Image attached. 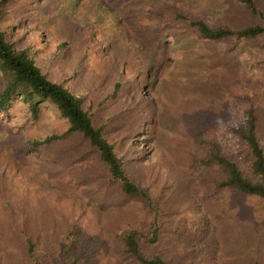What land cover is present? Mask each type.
I'll use <instances>...</instances> for the list:
<instances>
[{
    "label": "rangeland",
    "instance_id": "rangeland-1",
    "mask_svg": "<svg viewBox=\"0 0 264 264\" xmlns=\"http://www.w3.org/2000/svg\"><path fill=\"white\" fill-rule=\"evenodd\" d=\"M161 1L18 0L0 20V28L10 31L16 22L12 28L15 36L23 35L21 43L31 44L45 69L75 93L105 96L118 81L112 108L119 118L123 108L140 118L133 141V165L156 164L160 181L165 179L168 185L165 195L171 193L172 186L182 184L174 221L213 210L225 228V239L211 264H247L253 255L264 264L263 202L253 197L230 201L227 191H214L199 177L205 172L214 177L210 166L189 163L182 167L173 163L167 150V143L176 135L175 122L184 107L182 94L189 86L191 71L200 70L215 76L220 84L219 113L207 121V132L223 149L239 156L241 150L230 129L243 124L247 107L253 105L264 145V41L231 36L199 40L183 27L173 32L156 23L154 13ZM176 1L211 26L243 17L229 0ZM18 116L8 121L10 115H3L6 122L14 124L11 128L0 125V202L18 195L26 198V233L39 243L58 236L72 222L103 229L113 210L142 204L137 196L103 193L84 180L67 176L62 183L56 181L49 168L51 161L59 163L47 157L51 159L60 144L41 155L27 153L29 139L53 129L51 112L42 125L30 127L21 126ZM120 136L124 144L129 141L125 132ZM19 221V217L14 220ZM159 244L171 264L190 261L186 253L184 259L175 257L178 248L173 238L166 236ZM16 255L17 249L0 238V263L10 264ZM116 264L137 263L121 259Z\"/></svg>",
    "mask_w": 264,
    "mask_h": 264
},
{
    "label": "trees",
    "instance_id": "trees-1",
    "mask_svg": "<svg viewBox=\"0 0 264 264\" xmlns=\"http://www.w3.org/2000/svg\"><path fill=\"white\" fill-rule=\"evenodd\" d=\"M17 1L0 0V20ZM229 1L243 14L240 20L226 19L211 26L176 0H162L154 16L158 25L173 32L183 27L199 40L218 41L231 36L264 41V0ZM14 26L16 22L10 31L0 28V125L11 128L14 123L6 122L3 115H10L11 121L15 114L23 127L42 125L51 112L53 129L29 139L27 153L41 155L60 144L53 157H47L59 163L57 166L51 161L49 168L56 181L62 183L67 176L84 180L103 193L137 196L142 204L113 210L103 229L72 222L58 236L39 243L26 233V198L18 195L0 202V238L17 249L16 259L10 264H116L121 259L137 264H171L159 247L166 236L173 238L178 248L176 258L188 255L187 264L214 262L222 251L225 228L213 210L208 208L211 215L180 217L175 222L173 217L179 212L175 200L182 194V184L172 186L171 193L165 195L168 185L165 179L164 183L160 181L156 164L133 165V141L140 118L125 108L119 118L112 108L119 82L105 96L73 92L45 69L31 44L21 43L23 35L15 36ZM197 72L191 71L189 86L182 94L184 107L178 111L176 135L167 143L170 158L182 167L189 163L210 166L214 177L207 172L199 177L214 191H227L230 201L253 197L264 204V145L255 107L249 105L243 124L230 129L241 154L223 149L207 132V121L219 113L220 84L215 76ZM122 131L129 137L126 144L120 136ZM16 217L20 218L17 223ZM247 264L263 262L253 255Z\"/></svg>",
    "mask_w": 264,
    "mask_h": 264
}]
</instances>
